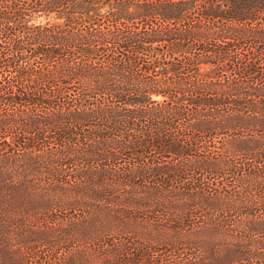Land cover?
<instances>
[{
	"label": "trees",
	"instance_id": "obj_1",
	"mask_svg": "<svg viewBox=\"0 0 264 264\" xmlns=\"http://www.w3.org/2000/svg\"><path fill=\"white\" fill-rule=\"evenodd\" d=\"M5 1L0 264H264V0Z\"/></svg>",
	"mask_w": 264,
	"mask_h": 264
},
{
	"label": "rangeland",
	"instance_id": "obj_2",
	"mask_svg": "<svg viewBox=\"0 0 264 264\" xmlns=\"http://www.w3.org/2000/svg\"><path fill=\"white\" fill-rule=\"evenodd\" d=\"M5 8H9V4L8 3H6V1L5 0H0V9L1 10H4ZM43 14H41V13H34L32 16H31V18H28L29 20H30V22L31 23H39L40 21H42V22H45L46 20H45V16H42ZM32 19V20H31ZM49 21L50 22H54L55 20L54 19H52V18H49ZM2 45H4L5 43L4 42H2L1 43ZM206 67V66H205ZM9 72H11V71H9ZM9 72H7V73H9ZM215 177H213V178H210V179H207V178H205L203 181H209V182H211V183H213V181L215 180L214 179ZM82 211L79 209V208H77L75 211H74V208H67L66 210L65 209H62V210H56L54 213H52L51 214V216H53V217H57V216H67V215H69V217L70 216H77V217H79V216H81L82 215ZM66 223V222H68V220H58L57 221V223H56V225H52V227H55V226H57V224H61V223ZM28 223H30L29 221H28V219H26V220H24V225L26 226ZM141 232V231H140ZM140 232H136L135 234L137 235V234H139ZM141 233H144V231H142ZM127 237V236H126ZM129 237V241H131L132 240V238L130 237V236H128ZM140 237H141V235H140ZM140 237H139V240H138V242L137 243H140L141 242V239H140ZM118 241V240H117ZM137 241V240H136ZM97 248H98V246H97ZM97 248H95L94 246H85V244L84 243H82V244H76V245H74V246H70V247H68L67 249H68V251L65 253V251L67 250V249H65V251L63 250L62 251V253L60 254V250H58V255H60V256H63V257H65V259H76V260H79V259H82V258H84L85 260H87L86 261V264H88V262H89V264H100V258H97L95 255H94V252H97L95 249H97ZM149 255H151L152 253H150V252H148V251H146ZM98 253H103V252H98ZM142 257H141V259L137 262V264H144V261H145V259L147 258L146 257V254H145V251H142ZM57 254H54V253H52L51 254V256H50V258H54V257H57L58 256ZM82 255V256H81ZM157 256H159V254H153L152 255V257L153 258H156Z\"/></svg>",
	"mask_w": 264,
	"mask_h": 264
}]
</instances>
